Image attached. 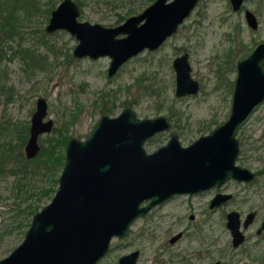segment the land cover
Wrapping results in <instances>:
<instances>
[{"label":"water","instance_id":"95a60500","mask_svg":"<svg viewBox=\"0 0 264 264\" xmlns=\"http://www.w3.org/2000/svg\"><path fill=\"white\" fill-rule=\"evenodd\" d=\"M196 2L155 0L148 9L158 12L144 10L115 26H106L78 19V3L60 0L51 11L47 30H69L78 40L73 50L76 56L111 57L110 75L129 56L145 46L155 47L175 31ZM231 3L238 9L242 0ZM144 16H148L145 22ZM246 17L254 26L255 17L248 9ZM258 51L262 56L251 70L245 60L250 63ZM174 63L176 94L195 92L198 83L190 76L187 54L177 57ZM235 66L232 105L226 119L186 146L172 134L168 144L147 153L145 138L165 128L166 118L139 119L130 108L112 120L106 115L100 117L85 140L72 138L69 160L77 173L67 179L63 169L52 201L34 214L23 240L0 259V264H95L110 248L112 238L126 236L136 216L164 199L197 192L229 178L250 180L254 172L236 163V135L264 100V41L239 54ZM39 103L41 106L44 101L40 99ZM228 227L236 244L242 235L235 210L229 214ZM137 255V249L124 253L118 264H135Z\"/></svg>","mask_w":264,"mask_h":264},{"label":"rangeland","instance_id":"374dc122","mask_svg":"<svg viewBox=\"0 0 264 264\" xmlns=\"http://www.w3.org/2000/svg\"><path fill=\"white\" fill-rule=\"evenodd\" d=\"M59 1L53 0L49 6L47 0H37V5L41 9L54 8ZM80 1V20L99 22L106 26L119 24L129 15L140 12L152 2L150 0ZM246 4L251 9L255 8L260 12L261 26L254 32L247 28L243 29V32L236 39L235 44L237 47L241 42H251L252 39L264 37V0H247ZM229 8L228 0H199L191 17L185 22L186 24L181 26L175 35L169 37L164 46H161L155 52L148 53L144 51L132 57L123 63L117 73L112 76H107L109 56L104 55L98 58L73 56L72 49L77 39L73 35L62 32L58 33L57 36L63 40L64 45H61L63 48L65 46L66 55H53L52 58L44 56L43 65H38L40 71H45L44 77L40 73L33 75V86L30 85V81L29 83L23 81V75L28 77L30 75L22 71L23 66H21L20 58L13 56L11 60L1 59L0 72L5 68L8 70L10 68L14 72V76L19 80L20 85L16 87L14 84L13 87L17 91L22 89L20 92L18 91V96L27 95L23 101L26 107L31 106L39 93L45 94L56 105L76 102L85 105L86 111L82 113L80 123L77 126V131L81 133H84L90 127L99 114L95 104H100L102 98L109 101L116 99L114 114L121 110L124 101L130 102L136 113L142 117L157 114L167 115L170 109H173L177 113L175 119L183 127L180 139L182 143L187 144L199 135L208 132L218 122L222 121L227 114L224 88L220 86V88L214 90L213 85L218 81L214 80V71L221 67L224 55V48H219L218 44H221L223 40H227L226 33L230 31L228 14H226ZM48 16V13L44 11L29 13L23 8L18 9L14 20L17 23V33L13 38H9V44L14 46L12 41H23L24 46L31 40L41 41L39 38L42 35ZM193 18H199L198 26H194L192 21L189 22ZM230 18V22L237 20L244 22L242 16L238 13L232 14ZM180 47L186 48L189 52L193 69L192 74L204 82V87L196 95L177 97L174 94L175 73L172 67V58ZM13 49L9 48L10 55ZM217 50L218 53H216ZM51 54H54V52ZM56 59H59V63L56 62ZM233 75L234 72L230 67L226 77L232 78ZM145 84H151L154 89H157L159 95L145 94L143 90ZM0 96L1 104L4 103V97L3 95ZM15 104L13 102V105ZM255 115L238 134L240 152L236 161L240 165L248 166L254 170L261 169L263 174L256 181L251 182L250 189L253 192L248 191V189H240L243 184L236 183L237 199L226 208L241 211L257 208L259 219L264 215V142L261 140L260 143H253V137H257V139L264 137V118L258 121V117L264 115V106L257 110ZM245 135L246 137L250 135L251 139L244 138ZM165 139L166 134H162L155 140H149L145 146L146 150H153ZM19 184L18 179L16 180L14 177L8 183L0 180V257L7 255L22 240L32 217V213L26 212L24 208L22 210L26 200L21 204H13L18 201L15 192L18 191ZM22 193L25 197L26 191L23 190ZM247 194H250L252 199L244 200L249 197ZM49 199V196H44L33 200V202L41 207ZM184 199L183 196H179L173 199L168 206L158 207L151 213H156L157 216L152 218L149 228L145 227L146 221L144 218L136 219L131 225L130 233L122 238L114 237L108 251L95 264H116L118 256L134 248L142 249L137 264H152L154 257L160 250V246L168 245V234L183 228L189 220L187 216L189 212H186ZM170 205L176 210L175 214L163 217V211L168 209ZM196 212L197 216L202 215L201 211ZM221 212L222 210H215L214 217H217ZM177 218H180L179 221H177ZM165 227L170 231L163 234ZM143 228L146 231L142 235L140 232ZM249 232L250 237L247 246L250 250L247 254L243 253L241 249H237L233 251L231 256L232 250H228L230 256L227 259L231 257L232 264H244L245 261L249 264H262L261 262H264V236L254 235L253 230ZM151 233L153 236H151ZM213 235L216 239V247L225 250L230 241L225 226L215 221ZM186 244V240L181 243V245ZM219 257L220 252L216 250L212 258ZM256 259H260V261ZM210 261L211 258L202 264H208Z\"/></svg>","mask_w":264,"mask_h":264},{"label":"flooded vegetation","instance_id":"af4514ba","mask_svg":"<svg viewBox=\"0 0 264 264\" xmlns=\"http://www.w3.org/2000/svg\"><path fill=\"white\" fill-rule=\"evenodd\" d=\"M52 1L53 0H47V4L50 6V3ZM150 1L152 2L149 3L146 7H144L141 11L148 10L149 12L151 11L158 12V10L148 9V6H150L155 0H150ZM246 1L247 0H242V3L239 6V8L234 9L231 0H228L230 8L229 11L227 10L226 14H228L227 15L228 27L230 31L226 33L227 40L226 41L223 40L221 44H218L219 48L220 47L224 48V55H223V61L221 67H218L217 71H214L215 74L214 80H218V81L213 85L214 90L220 88V86L224 88L225 91L224 99L227 103V114L222 121L218 122L208 132L203 134H207L213 128L217 127L221 122H223L226 119L229 113V110L232 105L233 85L237 74V70L235 66V61L237 56L241 53H244L247 50L252 49L259 42L264 41V37H263L260 39L258 38L252 39L251 42H247V41L241 42L238 47L235 44L238 35L243 32V29L247 28L254 32L261 26L260 12L257 11V9L255 8L251 9L250 7H248ZM198 2L199 0H197L195 6L191 9L190 13L186 15L183 18V20L178 24L175 31L167 35L155 47L151 48L149 46H145L143 49L129 56L124 62H122L118 66V68L114 73L109 75L108 69L111 61V57H110L109 65L107 67V76H112L116 74L120 66L123 63H125L127 60L131 59L132 57L144 51L148 53L155 52L161 46H164L167 39L175 35L176 32L181 28V26L186 24L185 22L191 17V14L195 10ZM21 8L25 9V11L29 13L44 11L48 13L49 16L47 22L43 27L42 35L39 38V40L41 41L31 40L24 46L22 44L23 41H12L14 43L13 46L9 44V40H10L9 38H13L17 33V23L14 20L16 19L17 16V10L18 9L21 10ZM247 9L250 10V12H252V14L255 17L254 26L248 22V19L246 17ZM52 10L53 8L51 7H47L44 9L39 8V6L37 5V0H0V60L4 58L11 60L13 59L12 58L13 56L20 58L22 62L21 66H23V69L21 68L22 71L30 75V77L23 75V81H26L27 83H29L30 81L31 86H33L34 83L32 77L33 75H36V73H40L43 75L45 73V71H40L38 66V65H43V60L45 58L44 56H49L50 58H52L53 55L54 56L60 54L66 55L67 52L65 51V46L63 48V46L61 45L63 44L62 43L63 40L62 38L57 36V34L62 32L67 35H72L70 31L65 28H55L50 31L47 30V24ZM79 10L81 13L80 6H79ZM236 13L242 16L244 22L240 20L230 22L231 15ZM79 17L80 14L78 16V19ZM147 20H148V16H144L142 19L143 22ZM191 21L193 22L194 26H198L199 18L190 19L189 22ZM243 23L245 24L246 27L244 26ZM46 38L48 39L45 40ZM39 46H41L40 50L38 49ZM74 47L72 49L73 56L79 58L84 57V56L74 55L73 53ZM9 48H14L11 55ZM218 50L216 51V53L219 52ZM52 52H54V54H51ZM233 52L235 53L232 55ZM39 53L42 54L40 55ZM185 53L187 54V59L190 64V76L197 81L198 89L195 92L177 95L176 67L174 60ZM261 56H262L261 51L256 52V55L251 57V59H249L250 63H247L245 60V66L249 65L251 70L255 69L254 66L255 61L258 62V58ZM59 59H56L57 63H59ZM172 67L175 73L174 94L177 97L196 95L199 93L202 87H204V82H202V80L199 77L196 78L194 74H192L193 69L190 61V55L189 52L186 50V48L180 47L173 54ZM230 67L232 72H234L232 78L226 77L228 69ZM245 81L246 79L243 80L242 82ZM14 84L16 87H19L20 85L19 80L14 76V72L10 68L9 70L7 68L3 69V71L0 72V95H3L4 97V101H3L4 103L0 104V180H3V182L8 183L14 177L16 180L18 179V181L20 182V184L18 185L19 186L18 191L15 192L17 196L14 195L18 199V201L17 203H13V204L14 205L21 204L26 200L25 206L22 207V210L24 208L26 212L32 213V217L30 219L29 225L25 231L23 238L25 237L32 223L34 214L37 213V211L41 210L45 205L50 203L55 193L59 189L61 184L60 177L64 172L63 169H65V175L67 179H70L72 174L77 173L78 169L73 168L71 166V161L69 160L71 139L74 138L78 140H85L87 134L93 129L94 124L100 119V117L106 115L108 119L112 120L114 119L115 116H119V114H121L125 108H130L134 112L135 116L139 119L156 118L158 116H164L167 122H165L164 126L162 127L165 128L161 130H156L154 133H152L147 138H145L143 142V147L147 153H152L160 146L164 144H168L169 141L171 140L172 134H175L177 136L178 140L183 146L192 143L199 136L203 135L201 134L195 139H193L191 142L184 144L180 139V135L183 133L182 131L183 127L179 125L177 120L175 119L177 117V113L174 112L173 109H170V112L167 115L157 114L155 116L142 117L136 113L135 109L130 105L131 104L130 102L124 101V103H122L123 107L121 108V110L118 111L116 114H114V109L116 107V99H114V101H109L105 98H102L100 104H95V108L97 109L99 114L93 120L90 127L84 133H81L77 131V126L80 123V118L82 113L86 111L85 105H81L77 102L73 104L56 105L53 101L49 100V98L45 94L39 93L35 98V101L32 102L31 106L26 107L23 101L26 99L27 95L18 96L17 94L22 89H19L18 92L13 87ZM143 90L145 94L157 95V96L159 95L157 89H154V87L151 86V84H145ZM40 99L44 101V104H42L41 106L39 103ZM13 102H15L16 104L13 105ZM262 106H264V100L254 108V110L249 115L248 119L242 124L241 128L239 129L236 135L237 137L240 131L243 130L245 125L255 115L257 110H259ZM41 111H43L42 114L40 113ZM263 118L264 115L259 116L258 121L263 120ZM83 134L84 136H82ZM162 134H166L165 141L161 142V144H159L153 150L147 151L145 146L148 143V141L152 139L155 140L159 135ZM244 138L251 139V136L248 135L246 137L245 135ZM261 140H263L262 142H264V137L260 139H257V137L256 138L253 137V143L255 142L260 143ZM238 141H239V152H240L239 138ZM108 165H110V163H108ZM112 165H114V162H111V166ZM246 167L254 172V175L250 180H237V179L229 178L220 184L212 185L206 189H202L197 192L174 195L164 199L160 203L152 206L144 214L138 215L134 218V221L139 218H144L146 221L145 227L149 228L150 227L149 224L151 223L150 221H152V218H156L157 216L156 213L151 214L152 212H154L160 206H165V205L168 206L169 204L172 203L173 199H175L176 197L183 196L185 198L184 204H185L186 212H189L187 215L189 220L187 221L186 225L179 230H175L169 233L170 230H168V228L165 227L163 229V234L169 233L167 238L168 245L160 246L159 248L160 250L157 253V255L154 257L152 264H202L204 261H206L209 258H211V261L208 264H232L233 262L232 258L230 257L229 259H227V257L230 256L228 254V250H232L231 256L233 255V251L237 249H241L243 253L245 252V254H247L248 250H250V248L247 246V242L250 237L249 231L253 230L254 235L256 236H261V237L264 236V228H261L262 223L264 221V215L258 219L259 210L257 208L256 209L251 208L246 211L226 208L231 202L237 199V194H236L237 189L235 188L236 183L243 184V186H241L240 189L242 190L248 189V191L253 192V190L250 189L251 182H253L254 180L256 181V179L263 174L261 169L254 170L248 166ZM23 190L26 191L25 197L22 193ZM44 196L45 197L49 196L50 199L46 203H44L41 207H39V205L33 202V200L39 199ZM247 196L249 197L248 198L246 197L244 200L252 199L250 194H247ZM149 200L150 198L141 201L140 206L145 205ZM215 210H222V212L217 217H214ZM234 210L238 212L239 229L242 235V237L239 238V241L236 244L234 243L233 234L230 228L228 227L229 214L231 211ZM175 211L176 210L172 208V205H170L168 209L163 211L162 213L163 217L173 216L175 214L174 213ZM196 211H201L202 215L197 216ZM179 219L180 218H177V221H179ZM215 221H218L222 225H224L225 229L227 230L230 236V241L228 242L227 247H225V250H223L222 248L218 249V247H216V239L213 235V224ZM145 231L146 229L144 228L141 229L140 234L143 235ZM151 236H153L152 233ZM184 240L187 241V244L181 245V243ZM16 246L7 255L0 257V259L8 256L16 248ZM136 249L138 250V255L136 257L135 264H137V262L139 261L142 250L141 248H134L131 249L130 251ZM216 250L220 252V257L214 259L212 258V255H214ZM119 257L120 256H118L117 258L116 264H118ZM256 260L260 261V259H256ZM261 263L264 264V262ZM244 264H249V263L245 261Z\"/></svg>","mask_w":264,"mask_h":264},{"label":"trees","instance_id":"16d2710c","mask_svg":"<svg viewBox=\"0 0 264 264\" xmlns=\"http://www.w3.org/2000/svg\"><path fill=\"white\" fill-rule=\"evenodd\" d=\"M76 2L78 3L79 6H81V1L80 0H76Z\"/></svg>","mask_w":264,"mask_h":264}]
</instances>
